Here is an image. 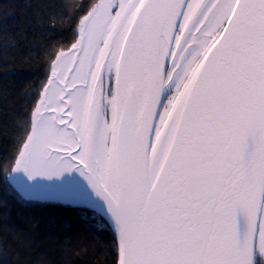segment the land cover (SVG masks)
<instances>
[{"label": "snow or ice", "instance_id": "snow-or-ice-1", "mask_svg": "<svg viewBox=\"0 0 264 264\" xmlns=\"http://www.w3.org/2000/svg\"><path fill=\"white\" fill-rule=\"evenodd\" d=\"M42 93L25 198L106 206L117 264H261L264 0H98Z\"/></svg>", "mask_w": 264, "mask_h": 264}, {"label": "trees", "instance_id": "trees-1", "mask_svg": "<svg viewBox=\"0 0 264 264\" xmlns=\"http://www.w3.org/2000/svg\"><path fill=\"white\" fill-rule=\"evenodd\" d=\"M97 0H0V264H117L100 209L27 199L8 175L58 53Z\"/></svg>", "mask_w": 264, "mask_h": 264}, {"label": "rangeland", "instance_id": "rangeland-1", "mask_svg": "<svg viewBox=\"0 0 264 264\" xmlns=\"http://www.w3.org/2000/svg\"><path fill=\"white\" fill-rule=\"evenodd\" d=\"M97 2H98V0L93 4V6H94ZM90 10H91V9H90ZM77 39H78V37H77ZM77 39H76V40H77ZM76 40H75L73 43H75ZM73 43H72V44H73ZM72 44H71L68 48H66V49H64V50H62V51L67 52V51L71 48ZM60 52H61V51H60ZM60 52H59V53H60ZM59 53H58V55H59ZM54 62H55V60H54ZM54 62H53V63H54ZM49 78H51V71H50V75L48 76V79H49ZM48 79H47V80H48ZM42 94H43V93H42V91H41L40 97L42 96ZM40 97H39V98H40ZM38 101H39V99H38ZM38 101H37V103H36V105H35V107H34V109H33V111H32V121H33V119H34V112H35V108H36L37 105H38ZM29 134H30V132H29ZM17 158H18V157H17ZM13 169H14V165L12 166V168H11V170H10V172H9V175L23 177V180H24L27 184H29V185H32V184L36 183L35 180H29L28 177H27V175L24 174L23 172H19V173H17V172H14ZM9 175H8V176H9ZM77 175H78V173H77ZM37 179L39 180L40 187H39L38 189H35V190H34L35 197H36L37 199H57V198H51V197L49 196V194H51V193H56V192L60 191V189H58L57 187H55V185H58V184H59L61 178H60V177H52V178H48V177H38ZM81 179H82V178H81ZM61 200H62V199H61Z\"/></svg>", "mask_w": 264, "mask_h": 264}, {"label": "water", "instance_id": "water-1", "mask_svg": "<svg viewBox=\"0 0 264 264\" xmlns=\"http://www.w3.org/2000/svg\"><path fill=\"white\" fill-rule=\"evenodd\" d=\"M104 214L106 213V206L103 210H101ZM106 217L109 219V217L106 215Z\"/></svg>", "mask_w": 264, "mask_h": 264}, {"label": "flooded vegetation", "instance_id": "flooded-vegetation-1", "mask_svg": "<svg viewBox=\"0 0 264 264\" xmlns=\"http://www.w3.org/2000/svg\"><path fill=\"white\" fill-rule=\"evenodd\" d=\"M258 259H261L259 257H257ZM261 264H264V259H261Z\"/></svg>", "mask_w": 264, "mask_h": 264}]
</instances>
